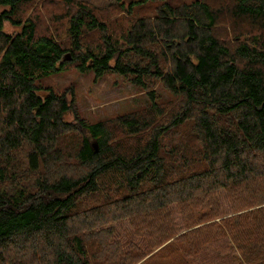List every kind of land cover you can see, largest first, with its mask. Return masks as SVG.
I'll return each mask as SVG.
<instances>
[{
    "label": "trees",
    "instance_id": "obj_1",
    "mask_svg": "<svg viewBox=\"0 0 264 264\" xmlns=\"http://www.w3.org/2000/svg\"><path fill=\"white\" fill-rule=\"evenodd\" d=\"M35 2L0 0V264H264V0H113L118 35L59 0L64 38ZM69 66L175 102L87 122L42 84Z\"/></svg>",
    "mask_w": 264,
    "mask_h": 264
},
{
    "label": "rangeland",
    "instance_id": "obj_2",
    "mask_svg": "<svg viewBox=\"0 0 264 264\" xmlns=\"http://www.w3.org/2000/svg\"><path fill=\"white\" fill-rule=\"evenodd\" d=\"M83 1L99 9V14L107 16L105 18L109 26L116 31V35L119 34L121 29H125L128 26V20L131 19L128 17L152 15L157 4L156 1L134 3L132 4V16H127L122 11L114 12L110 7L113 0ZM129 1L131 0H123L126 5ZM32 11L42 16L40 17L41 29L48 28L54 33L56 31L60 32L62 38L65 37L63 34L66 24L63 18L64 7L59 0H37L29 12ZM5 29L15 31L19 28L5 24ZM130 77L131 75H122L115 72H105L96 75L93 70L80 71L73 66H69L65 70L58 71L44 78L42 84L50 86L57 93L68 94L72 90L78 113L87 122L108 121L128 112H140L145 110L149 103L153 101L167 109L174 104L175 96L165 89L159 81H155L147 89H142L132 83ZM149 90L152 91V95L148 94ZM65 118L72 120V115L67 114ZM221 199L225 207L226 203L222 195ZM175 216L178 218L177 214ZM128 228L127 222H123L118 225V232L123 235L129 231ZM141 264H171V262L154 255Z\"/></svg>",
    "mask_w": 264,
    "mask_h": 264
},
{
    "label": "water",
    "instance_id": "obj_3",
    "mask_svg": "<svg viewBox=\"0 0 264 264\" xmlns=\"http://www.w3.org/2000/svg\"><path fill=\"white\" fill-rule=\"evenodd\" d=\"M64 59L66 60H69L70 59V55H69V53H66L65 55H64ZM92 146L95 148V150H97V144L95 143V142H93L92 143Z\"/></svg>",
    "mask_w": 264,
    "mask_h": 264
}]
</instances>
